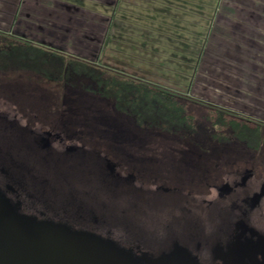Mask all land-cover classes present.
<instances>
[{
    "label": "flooded vegetation",
    "instance_id": "af4514ba",
    "mask_svg": "<svg viewBox=\"0 0 264 264\" xmlns=\"http://www.w3.org/2000/svg\"><path fill=\"white\" fill-rule=\"evenodd\" d=\"M1 69L6 68H0L4 74ZM31 72L22 71L18 82H0V106L7 107L0 110V198L9 214H25L27 226L95 239L128 264H264L260 147L210 135L216 139L212 145L199 126L189 130L186 124L155 131L164 124L133 103L128 109L118 106L114 131L103 123L104 137L113 133L116 145L92 147L81 141L87 131L76 130L74 123L79 99L71 88H81V79L70 73L62 84L65 92L70 88L67 96L60 99L53 89L49 98L43 82L29 81ZM39 74L53 88L61 85L58 70ZM97 100L114 108L110 100ZM79 154H88L90 162L96 155L101 193L107 184L115 187V195L100 199L93 209L92 189L83 191L82 200L78 190L66 187L74 181L86 184L83 179L66 172L59 184L45 167H70ZM109 214H117L115 227L107 226ZM140 216L149 226L139 224ZM112 228L120 232L116 241L103 236ZM96 229H104L102 235Z\"/></svg>",
    "mask_w": 264,
    "mask_h": 264
},
{
    "label": "rangeland",
    "instance_id": "374dc122",
    "mask_svg": "<svg viewBox=\"0 0 264 264\" xmlns=\"http://www.w3.org/2000/svg\"><path fill=\"white\" fill-rule=\"evenodd\" d=\"M48 4L46 0H39L37 11L33 15L40 21L34 22L47 32L67 29L64 21H61L64 28L58 26L61 16L57 18L56 11ZM94 5V1L86 2L84 9L89 10ZM115 9L116 7L114 10L108 9L113 37L109 42L96 43L91 47L89 45L87 50L92 53H84L83 57H75L69 53V47L73 50L80 46L73 44L72 40L66 42L69 51L58 50L55 48L56 44L46 40L42 33L33 31L32 37L37 35L36 40L30 35L27 36L28 39L17 38L13 36L12 27L8 31L7 26L0 24V68H6L1 69L4 74H0V82H18L16 77L22 71H35L31 72L34 76H30L29 81L34 84L43 82V91L50 95L49 98L55 89L62 99L70 88L65 92L62 80L58 89L53 88L52 82L47 78H38L41 77L39 73H51L54 68L59 72L63 69L73 74L74 68L78 66H74L73 70L68 62L76 59L88 64L84 75L77 77L81 79V85L101 90L99 96L110 100L114 107L119 104L118 106L128 109L130 103L139 104L135 88L147 85L180 98L176 102L177 107L190 119L184 123L189 130L199 126L200 133L206 139L211 138L212 134L209 133L213 131L212 123L220 115L222 123L219 128L214 129L218 131L215 134L217 136L227 134L231 128L230 122L233 121L239 123V126L256 128L261 134L259 151L264 157V0H123ZM103 11L104 9L98 12L103 14ZM32 12L29 10V13ZM84 13L85 11L77 12L74 16L83 22H96L92 19L85 20L88 12L85 13L86 16ZM74 28L87 31L86 27L80 25H74ZM93 28L97 31L98 26ZM50 44L54 46L51 47ZM99 46H102L101 50ZM19 82L22 83L21 78ZM129 87L130 90H125ZM127 93L131 94L128 96ZM0 110L7 111V107L0 106ZM151 115L146 114L148 117ZM246 122L248 124L243 125ZM166 128L158 124L155 131H164ZM209 141L213 145L216 139L211 138ZM75 145L81 144L76 140ZM79 155L80 161H72L70 167L62 168L59 164L58 167L53 164L45 167L59 184L66 172L74 176H70L74 179H83L86 184L78 185L74 181V186L66 187L71 188L73 193L78 190L80 198L84 197V190L92 189L91 195L97 196L92 201L93 209L100 199L107 201L106 197L110 199L112 193L115 195V187L107 184L101 193L97 186L100 177L96 164L94 165L97 162V158L94 159L96 155L90 156V159H94L93 163L87 161L88 154ZM152 216L157 220L156 216ZM142 218L140 216L137 219L141 225ZM70 219L69 217L68 220ZM114 222L111 225H115ZM103 230L96 229L95 232L102 235ZM109 231V234L104 233L103 236L116 241L120 232L115 228Z\"/></svg>",
    "mask_w": 264,
    "mask_h": 264
},
{
    "label": "trees",
    "instance_id": "16d2710c",
    "mask_svg": "<svg viewBox=\"0 0 264 264\" xmlns=\"http://www.w3.org/2000/svg\"><path fill=\"white\" fill-rule=\"evenodd\" d=\"M56 55V54H55ZM57 57L63 59V56L57 55ZM71 63L68 62V65L72 67L71 69L75 67V72L73 73L74 76L80 77L83 76L84 71L88 68V64L79 62V60L71 59ZM61 62V60H60ZM62 65V62H61ZM69 68V67H68ZM73 69V70H74ZM72 74V73H71ZM60 80L66 82L65 79L68 77L69 73L68 71H64L63 69L59 72ZM63 77V78H62ZM67 80V79H66ZM79 80V79H77ZM129 86V85H127ZM78 88H71L74 89V92L79 99V103L75 106V116H74V123H75V129L81 130L84 133L87 131L86 136H83L81 141L88 140L90 145L92 147H102V146H115L116 137L112 133L110 137L105 138L104 132L102 128H105L103 123H106L111 130H115V114L118 108V105L115 106L113 109H109V106L102 101L97 100L99 98V92L101 90H94L86 85H81ZM135 88V87H133ZM132 90H137L135 93H137L135 96L138 99L139 104L144 105L145 110H148L145 114L151 113L152 116H155L158 122H161L164 124V126L167 127V124H172L173 126H177V128L183 127L185 124L184 122L190 121L189 118L184 116L183 111L180 109V107H177V100L179 101L180 98L167 93V92H161L160 90H156L153 88H150L149 86L145 85L142 88H135ZM130 90L129 88H125ZM85 92V94H84ZM88 94V95H87ZM128 94V93H127ZM131 93L128 94V96ZM103 95V94H102ZM133 95V94H132ZM67 96V95H66ZM89 97V98H87ZM145 102H144V101ZM104 105V107L100 106ZM111 105V103H110ZM134 114H137L136 112H133ZM220 118V120H219ZM212 124V135L213 137L219 139L221 142H229L230 138L234 137V141H237L240 143V145L244 146H250L252 148H258L260 147V143L262 141L261 134L258 133L255 129H250L247 126H239V123L230 122L231 128H229V131H227V134H224L223 136H217L215 134L218 133V131H215L214 129L219 128L220 124L222 123L221 115L216 118ZM183 122V123H182ZM166 124V125H165ZM111 125V126H110ZM245 125V124H243ZM211 134V132H210ZM80 159L76 158L73 163L79 162ZM94 159L91 160L93 163ZM72 163V164H73ZM92 201L97 198L95 195H91ZM83 200V198H81ZM76 202L78 201L75 199ZM17 218L23 219L25 214H14ZM33 216L39 217L40 214H32ZM110 218H114L111 221H115L117 218V214H109ZM107 226L115 227V225H111V223L107 224Z\"/></svg>",
    "mask_w": 264,
    "mask_h": 264
},
{
    "label": "water",
    "instance_id": "95a60500",
    "mask_svg": "<svg viewBox=\"0 0 264 264\" xmlns=\"http://www.w3.org/2000/svg\"><path fill=\"white\" fill-rule=\"evenodd\" d=\"M10 211L0 198V264H128L95 239L27 226Z\"/></svg>",
    "mask_w": 264,
    "mask_h": 264
},
{
    "label": "crops",
    "instance_id": "0c3cea01",
    "mask_svg": "<svg viewBox=\"0 0 264 264\" xmlns=\"http://www.w3.org/2000/svg\"><path fill=\"white\" fill-rule=\"evenodd\" d=\"M93 1L96 5L92 6L89 10H85L84 6L86 5V2L93 3ZM46 2L49 3L48 5L52 7L53 11H56L55 13H57V18L61 16V20L59 18L58 26H62L64 28L61 21L66 23L67 29L62 30L61 28L63 32H55V30H48L47 32V30H43V28H41L40 24H36V22H34L40 21L34 18L35 15H33L34 11H37L36 9L38 8L37 4L39 3V0H2V2H0V24L7 26L8 31L12 27L13 36H17V38H27V36L30 35L33 40H36L37 38L35 37L37 35L32 37L33 31L39 32L40 34L42 33L46 36V40L49 42L51 41L52 44H56L55 48L58 50H70L69 53L73 56L83 57L82 54L84 53H92V51L87 49H89L93 44L109 42L111 36L113 37L112 28L110 29L112 21L111 16H108V9L114 10L115 7L117 9V7L123 3V0H46ZM98 8L99 10L104 9L103 14L98 12ZM29 10L33 12L29 13ZM81 11H85V13L88 12V19L84 17L86 14H83L85 20L92 19L101 23L98 24L95 22L93 24L91 21L90 23L88 21L83 22L81 19L76 18L74 14ZM50 24L52 23L50 22ZM74 25L86 27L87 31L75 30ZM53 26L56 27L54 22ZM93 27H96L97 31ZM69 40H72L73 44H80L79 49L76 47L72 50V48L69 47V50H67L66 42ZM52 46L54 45H51V47ZM101 48L102 46H99V50H101Z\"/></svg>",
    "mask_w": 264,
    "mask_h": 264
}]
</instances>
